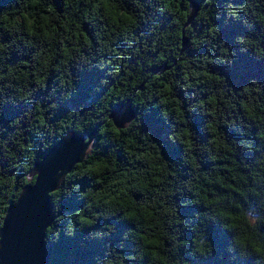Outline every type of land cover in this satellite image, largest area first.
I'll list each match as a JSON object with an SVG mask.
<instances>
[{
	"label": "clouds",
	"instance_id": "clouds-1",
	"mask_svg": "<svg viewBox=\"0 0 264 264\" xmlns=\"http://www.w3.org/2000/svg\"><path fill=\"white\" fill-rule=\"evenodd\" d=\"M213 20L225 27L239 24L246 34L235 35L229 45ZM181 30L183 49L173 54L164 42L177 44ZM205 33L207 39L194 49L191 36ZM145 42L154 50L144 51ZM113 45H134L133 69L163 84L153 100L145 103L136 88L110 92L107 82L118 67L112 64ZM202 48L206 54L189 55ZM236 49L264 63V0H203L198 10L185 0L183 11L177 0H0V115L6 105H24L22 115L7 126L0 123V180L8 181L0 188V228L9 202L37 184L39 174H29L36 152L52 147L53 139H65L70 130L83 134L100 124L98 142L85 137L87 147L72 170L57 171L63 179L49 192L54 219L46 228V246L59 243L61 233L74 239L87 232L80 249L103 242V255L93 256V264H194L213 255L211 224L229 234L231 261L264 264V82L251 78L237 88L212 70L232 66ZM86 69L104 73L89 96L102 87L107 91L84 115L73 109L56 119L60 104L78 93L79 73ZM128 100L138 111L120 126L111 118L110 104ZM153 108L170 129L167 139L180 148L178 161L162 154L150 131H141V110ZM193 116L202 118L199 132ZM129 132L133 151L118 142ZM21 169L25 174L19 176ZM74 195L82 206L62 214V201ZM188 208L198 210L182 216ZM112 219L128 225L115 244L108 239L117 233L116 224L107 223Z\"/></svg>",
	"mask_w": 264,
	"mask_h": 264
},
{
	"label": "trees",
	"instance_id": "trees-1",
	"mask_svg": "<svg viewBox=\"0 0 264 264\" xmlns=\"http://www.w3.org/2000/svg\"><path fill=\"white\" fill-rule=\"evenodd\" d=\"M58 2V0H57ZM179 7L181 11L184 9V3L185 0H177ZM195 3L197 10L199 9V3H202L203 0H199V3L196 2V0H192V3ZM219 2L222 4L223 0H219ZM205 15H209L208 13H205ZM81 23V26L83 27V24L85 21L83 19H80L78 21ZM213 23H216L220 26V30L222 32L221 39H224L227 41L229 45L233 43L234 36L237 34H246V29H243L241 25L230 23L229 26L225 27L223 25L222 20H213ZM87 27V25H85ZM194 31V30H193ZM203 40L207 39V34L202 35H193L190 38V43L194 47V49L198 50V47L200 46L201 42ZM185 48H188L189 41H184ZM159 46V42L158 45ZM164 46L168 51L173 52L175 54L176 52L183 49V32L181 30V36L180 40L177 44H169L167 41L164 42ZM113 47L116 48V51L112 53V64L117 65V68L113 69V72L115 73V79L113 81L107 82L110 87L111 93H116L118 90H129L132 89H140L141 95L146 96L145 103H148L150 100H153L157 93L160 92L163 88V84L160 83L158 80L154 79L152 76H149L148 78H145L142 72H137L133 69L132 64L129 62L131 60V57L134 54H137L135 52V46L132 45L131 47L125 46V47H116V45H113ZM144 51L148 50H154L151 44H148L145 42L144 45ZM237 56L234 59V63L232 66L227 65H219L217 67H213V71H218L221 74L227 76L228 80L234 84L237 88L243 84L247 83L249 79L256 78L264 82V63H258L254 59H250L247 54H240L238 49ZM207 50L206 48H202L199 51H191L189 52V55H200V54H206ZM226 55V51H221V57ZM18 57L16 54H13V60L17 59ZM23 59H27L28 57H19ZM202 57H195L194 60L199 62ZM210 62H215V60L212 57L207 58ZM134 62V61H133ZM145 63L151 64V60L148 57H145ZM183 67V63L181 65ZM111 67V65L109 66ZM165 67H167L165 65ZM164 68L160 69H153L152 71H162ZM176 72H179V69H176ZM74 75L77 73L75 72V69H73ZM80 75V81L78 84V93L75 94L70 101L62 102L60 104L59 111L57 112L56 119L61 118L62 116L66 115L68 111H71L73 109H76L77 111H80L81 115H84V111H87L92 107V104L96 102L100 95H102L104 92L107 91V87H102L100 93L93 94L92 96H89V93L91 92L92 88L98 84L99 80L103 77L104 73L101 71H98L96 69L88 70L86 69L84 72L79 73ZM169 75H173L172 72L169 73ZM160 79H164L161 77ZM144 89V91H143ZM181 96H183V93H180ZM118 99V98H117ZM131 101V100H128ZM163 102V100H162ZM124 104L119 103L117 105ZM80 105H84V110H80ZM117 105H111L110 107L113 111V108ZM134 110V118L137 114L138 109L132 108ZM24 110V105L21 104L19 106H13L11 104L6 105L3 114L0 115V123H3L4 126H7L8 122L15 119L16 117L22 115V112ZM111 111V113H112ZM142 121H143V127L141 128V131H150L152 133V138L162 145V154L169 160H177L179 158V152L180 148L177 145L172 144L168 139V135L170 133V129L164 124L163 120L159 118V113L157 109H142ZM74 115V114H73ZM88 119V118H86ZM97 119H99L97 117ZM91 122V120H89ZM102 123V121H101ZM202 123V118L193 116V123L192 127L197 132H199L200 125ZM100 124H96L95 126L89 127L85 130L83 135H90L94 134V139L99 140V137L97 136V130L100 127ZM76 133V132H75ZM80 134V133H77ZM232 135L239 139V137L236 135V133H232ZM22 137V134H21ZM31 139L35 142V145H37L40 149L43 148V144L40 142V140L35 137L31 136ZM49 139L48 137H45V140ZM129 139H134L132 134L129 132L127 134H124L121 139L118 141L122 146L127 145L129 151H133V148L131 145H128ZM203 139V137H202ZM136 144H139V141H134ZM22 143V139H21ZM57 144V141L55 139L52 140V147H54ZM50 147L47 150L43 151H37L36 152V160L35 162L41 160V157L52 148ZM140 151H143L144 148H140ZM107 149H105L106 153ZM111 158L119 162V156L115 153H111ZM123 159V157H120ZM34 162V163H35ZM26 168H30L31 164L25 165ZM205 167H208L206 165ZM72 170V169H71ZM31 171V170H30ZM11 174V173H9ZM23 169L20 170L19 176L24 175ZM19 178V177H18ZM6 180H0V188L3 187V184L7 183ZM82 185H86L87 181H82ZM83 190V187L82 189ZM51 199V198H50ZM10 204L13 202H9ZM82 201L78 202L76 200L75 195L69 199L62 201V214L67 215L69 212L75 210L77 207L82 206ZM136 211V209H133ZM198 209H183L181 211L182 216L191 215L194 211H197ZM139 214V213H138ZM102 221L101 223H103ZM107 223H114L117 227V233L108 239L112 241L113 244H115L117 241L120 240L121 234L123 231L128 227L125 223H116L115 219L107 221ZM99 227V225H97ZM209 231V239H211L212 244L214 245V252L211 257H209L207 260L200 259L198 262H194V264H251V261H243L237 258L236 261H231L229 259L230 253L226 251L228 246V241L230 239V236L228 233L223 232L218 225H209L208 228ZM84 235H87V232L79 233L77 232L76 237L74 239L65 238L63 233H61L60 241L59 243L47 246L48 249V257L47 262L48 264H93L92 257L95 255H103V242L101 241H92L88 243V246L86 249H80L79 248V241L82 239ZM188 238H191V233L188 234ZM127 247H131L130 245H127ZM223 257V259H221Z\"/></svg>",
	"mask_w": 264,
	"mask_h": 264
},
{
	"label": "water",
	"instance_id": "water-1",
	"mask_svg": "<svg viewBox=\"0 0 264 264\" xmlns=\"http://www.w3.org/2000/svg\"><path fill=\"white\" fill-rule=\"evenodd\" d=\"M193 6L197 9L194 2ZM195 14L193 12V16ZM134 115L131 101H128L115 106L111 118L122 126ZM85 137L94 138V134L83 135L70 130L65 139L57 142L42 160L34 163L29 174H39L37 184L24 187L19 200L10 204L4 227L0 228V261L6 260V264H48L44 237L46 228L54 219L49 192L60 186L58 181L63 179V174L58 176L57 171H71L81 158L83 149L87 147L83 143Z\"/></svg>",
	"mask_w": 264,
	"mask_h": 264
},
{
	"label": "bare ground",
	"instance_id": "bare-ground-1",
	"mask_svg": "<svg viewBox=\"0 0 264 264\" xmlns=\"http://www.w3.org/2000/svg\"><path fill=\"white\" fill-rule=\"evenodd\" d=\"M0 264H6V260L1 259Z\"/></svg>",
	"mask_w": 264,
	"mask_h": 264
}]
</instances>
